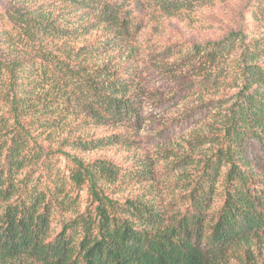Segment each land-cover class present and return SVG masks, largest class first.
<instances>
[{
    "label": "trees",
    "instance_id": "16d2710c",
    "mask_svg": "<svg viewBox=\"0 0 264 264\" xmlns=\"http://www.w3.org/2000/svg\"><path fill=\"white\" fill-rule=\"evenodd\" d=\"M38 1L5 15L15 34L4 41L22 50L10 60L0 57V103L9 105L0 113V264H221L237 248L252 251L264 234V175L246 163L243 150L249 136L264 139V35L232 34L192 48L207 57L212 85L233 72L240 86L217 148L191 164L185 206L168 218L150 198L154 170L141 156L121 162L66 154L65 174L44 148L70 117L76 129L114 130L65 140L76 153L134 148L143 116L131 46L141 28L130 3ZM179 1L177 10L199 0ZM254 2V25L264 29V0ZM167 3L161 1L170 11ZM46 6L57 8V16ZM82 38L79 49L69 48ZM101 56L107 60L100 63ZM136 184L145 188L116 198ZM85 190L89 205L81 213ZM56 213L74 216L56 230Z\"/></svg>",
    "mask_w": 264,
    "mask_h": 264
},
{
    "label": "rangeland",
    "instance_id": "374dc122",
    "mask_svg": "<svg viewBox=\"0 0 264 264\" xmlns=\"http://www.w3.org/2000/svg\"><path fill=\"white\" fill-rule=\"evenodd\" d=\"M36 1L0 0V49L6 52L0 55L2 59L16 58L22 50L21 46L19 50L8 49L9 43L4 41L6 34H15L5 15L27 9ZM161 1L128 0L131 17L141 28L131 46L137 60L143 116V122L136 127L134 148L109 147L90 153L74 152L64 144L65 140L82 133L91 136L114 131L95 125L76 129L75 117H70L61 130L54 131L52 138L45 140L44 148L46 154L53 155L50 158L52 164L65 174L71 165L66 154L78 155L85 161L107 158L121 162L132 156H141L154 170V180L146 186L150 189L153 185L150 198L159 201L167 217L172 218L180 205L181 210L185 206L189 173L195 168L191 164H199L217 148L218 138L223 136L229 124L228 111L240 86L233 72H229L223 84L212 85L206 73L210 68L207 57L195 56L192 48L221 42L232 34H246L252 39L264 35V29L254 25L251 15L254 0H199L191 7L178 10L175 5H181V1L164 0L168 1L170 11L163 9ZM41 2L38 1L37 5ZM44 9L53 11L55 16L58 14L57 8L46 6ZM83 41L84 38L72 42L69 48L79 49ZM21 56L24 58V54ZM104 60H107L106 56L99 58L100 63ZM122 61L125 62V57ZM54 105L58 106V103ZM58 108L62 110L65 106ZM8 110V104L0 103V113ZM206 136L208 138H204ZM209 138L213 144L206 145ZM243 152L252 170L264 175V139L249 136ZM143 188L145 184H136L116 198H126L129 193L135 194ZM88 205L85 190L80 194V212H84ZM218 207V204L214 205V209ZM73 216L56 213L54 229L59 230L62 223ZM254 246L248 253L244 246L231 251V257L221 264H264V234Z\"/></svg>",
    "mask_w": 264,
    "mask_h": 264
}]
</instances>
